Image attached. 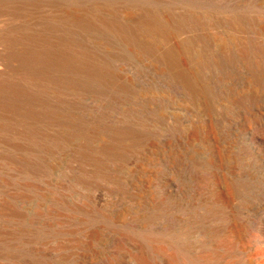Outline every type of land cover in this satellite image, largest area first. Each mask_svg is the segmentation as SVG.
Masks as SVG:
<instances>
[{
    "label": "bare ground",
    "instance_id": "1",
    "mask_svg": "<svg viewBox=\"0 0 264 264\" xmlns=\"http://www.w3.org/2000/svg\"><path fill=\"white\" fill-rule=\"evenodd\" d=\"M252 1L0 0V221L19 217L14 199L26 195L30 179L45 171L44 164L60 150H69L79 160L74 170L78 183L120 192L116 172L145 135L130 119L110 112L116 102L112 93L129 88L130 79L121 75L126 70L124 52L160 61L170 80L205 107L209 85L192 61L201 70L218 67L228 73V66L219 63L233 64L240 56L239 61L249 64L246 68L252 67V81L261 86L264 3ZM222 27L235 30L237 58L224 39L218 54L205 48ZM198 41L202 49L190 60ZM230 99L241 104L244 97ZM169 167L181 169L177 162ZM221 168L219 155L213 162L205 160L190 172L191 187L182 183L172 194L150 181L146 199L118 223L83 203L54 210L63 223L70 222V213L84 211L94 222L87 219L81 229L100 221L113 227L107 232L109 255L97 264H229L225 257L236 251L246 213L244 204L234 201L244 199L253 182L243 169L228 181ZM24 173L22 187L14 176ZM83 231L97 238L94 231ZM24 236L20 228H0V264H24L25 257L16 252ZM83 244L60 241L40 262L57 264L50 257L67 259L70 247L73 253Z\"/></svg>",
    "mask_w": 264,
    "mask_h": 264
},
{
    "label": "rangeland",
    "instance_id": "2",
    "mask_svg": "<svg viewBox=\"0 0 264 264\" xmlns=\"http://www.w3.org/2000/svg\"><path fill=\"white\" fill-rule=\"evenodd\" d=\"M257 1L264 3V0L252 2L258 4ZM218 33L214 34L213 40L210 37L206 50L214 54L217 51L218 54L224 39L229 41L228 45L230 43L231 56L237 58L235 30L222 27ZM202 44L198 41L193 45L188 54L190 60L196 57ZM140 55L124 52L122 63L126 70H121V75L130 79L127 83L129 88L114 91L112 94L116 102L110 106L114 116L121 120L130 119L145 134L127 153L116 172L120 192L112 194L92 185L87 187L78 183L74 170L79 160L69 150H60L47 160L48 164H44L45 171L30 179L32 187L24 189L26 195L14 199L19 217L8 222L0 221V228L23 230L22 249L16 252L25 257L24 264H42L40 259L44 260L46 251L49 249L51 253L60 241L73 245L81 240L84 243L82 248L72 253L70 247L66 251L69 254L67 259L50 257V260L57 264H93L109 255L111 246L108 233L113 227L100 221L81 229L88 219L84 211L70 213L72 217L69 223L60 222L54 210L57 205L63 208L81 206L82 203L90 205L94 214L99 211L107 213L118 223L125 215H133L140 199H146L151 182V186H165L170 190L169 194L182 183L190 188V172L195 168L199 170L205 160L213 162L215 155H219L222 174L228 181H234V172L243 169L253 182L252 190H248L244 199L234 201L236 204L243 203L246 213L241 221L243 231L238 234L236 251L226 256L225 261L229 264H264V127L257 125L264 124V82L257 86L252 81V67L250 70V67L246 68L249 64L239 61L240 56L236 62L233 59V64L232 61L230 64L219 63L228 66V73L218 67L201 70L192 61L197 74L201 73L200 78L209 85L205 107L202 104L204 101L201 103L199 99L191 97L170 80V73L161 68L163 65L160 61ZM134 73L139 75L138 80ZM231 97H244V100L241 104L234 103ZM173 162L181 165V169L170 168ZM25 175L14 176V182L24 187L22 180ZM116 197L120 202H115ZM58 221L61 225L56 224ZM88 221L94 222L92 219ZM82 231L84 234L94 231L97 238L84 236ZM36 234L40 236L39 239H34Z\"/></svg>",
    "mask_w": 264,
    "mask_h": 264
}]
</instances>
